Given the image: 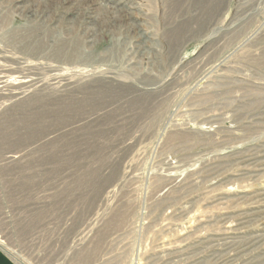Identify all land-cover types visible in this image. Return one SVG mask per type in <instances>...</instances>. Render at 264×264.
Here are the masks:
<instances>
[{"label":"rangeland","instance_id":"1","mask_svg":"<svg viewBox=\"0 0 264 264\" xmlns=\"http://www.w3.org/2000/svg\"><path fill=\"white\" fill-rule=\"evenodd\" d=\"M18 1L0 0L9 257L264 264V0Z\"/></svg>","mask_w":264,"mask_h":264},{"label":"bare ground","instance_id":"2","mask_svg":"<svg viewBox=\"0 0 264 264\" xmlns=\"http://www.w3.org/2000/svg\"><path fill=\"white\" fill-rule=\"evenodd\" d=\"M20 1V0H19ZM18 1V2H19ZM21 2V1H20ZM122 3H124V2H122ZM17 6H21L20 4H17L15 7L16 8H18ZM30 9V8H29ZM120 9V8H119ZM118 10V9H117ZM26 15H27V17H28V19H29V21H32L33 22V24L31 23V26H27V28L29 29V27L32 29L31 31H33V32H35L37 35V38L39 37L40 39H42L43 37L44 38H46V33L45 32H42L41 31V29H38L39 27H41L42 28V25H47V27L50 29L51 27H52V25H48V24H46V20L44 19L45 18V16L44 15H39V14H37V13H35L32 9L31 10H27L26 11ZM61 13V12H60ZM64 15H66L65 14V12H64ZM63 18V17H62ZM63 20V19H62ZM45 22V23H44ZM63 22V21H62ZM53 22H51V24H52ZM59 25V24H58ZM208 25V24H207ZM206 26V25H205ZM89 28V27H88ZM91 28V27H90ZM197 29V28H196ZM88 30V29H87ZM41 31V32H40ZM34 36V35H33ZM249 39V38H248ZM89 40V39H88ZM85 41V40H84ZM92 43V42H91ZM82 47V46H81ZM80 50H78V52H79ZM41 53H46V50L45 51H42ZM75 57V56H74ZM34 59V58H33ZM36 59V58H35ZM10 62V61H9ZM34 65V64H33ZM11 66V65H10ZM1 67V66H0ZM14 67V66H13ZM32 67V64L31 65H29V70L28 71H30L31 69H33V68H31ZM37 67V66H36ZM35 71V70H34ZM2 72V73H1ZM11 72H12V69L11 68H6V66H4V67H2V69H0V74H6V73H10L11 74ZM28 73V72H27ZM9 75V74H8ZM11 76V75H10ZM13 77V76H12ZM5 76H1L0 77V89H2V90H4V89H6V87L7 86H5L6 84H7V81L5 80ZM11 80V79H10ZM16 82V81H15ZM20 84V86H22L23 87V89H24V87L25 88H27V87H30L29 85H31V81H27V79H26V81L24 80V82L21 80V82L19 83ZM32 86H33V84H32ZM14 89V88H13ZM12 93V92H11ZM18 94H15V95H13L14 97H16ZM12 96V97H13ZM25 96V95H24ZM0 243H2L3 244V242H2V240L0 241Z\"/></svg>","mask_w":264,"mask_h":264},{"label":"crops","instance_id":"3","mask_svg":"<svg viewBox=\"0 0 264 264\" xmlns=\"http://www.w3.org/2000/svg\"><path fill=\"white\" fill-rule=\"evenodd\" d=\"M0 264H18L0 247Z\"/></svg>","mask_w":264,"mask_h":264}]
</instances>
